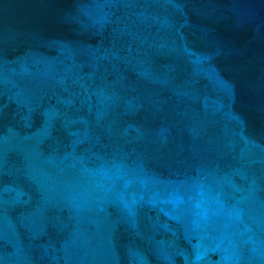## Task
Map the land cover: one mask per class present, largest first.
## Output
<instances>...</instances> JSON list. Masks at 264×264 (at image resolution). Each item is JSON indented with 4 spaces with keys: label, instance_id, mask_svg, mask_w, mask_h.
Wrapping results in <instances>:
<instances>
[{
    "label": "water",
    "instance_id": "obj_1",
    "mask_svg": "<svg viewBox=\"0 0 264 264\" xmlns=\"http://www.w3.org/2000/svg\"><path fill=\"white\" fill-rule=\"evenodd\" d=\"M0 264H264V0H0Z\"/></svg>",
    "mask_w": 264,
    "mask_h": 264
}]
</instances>
